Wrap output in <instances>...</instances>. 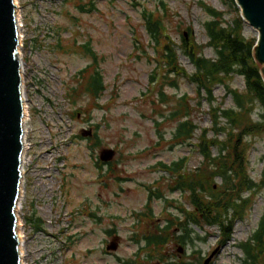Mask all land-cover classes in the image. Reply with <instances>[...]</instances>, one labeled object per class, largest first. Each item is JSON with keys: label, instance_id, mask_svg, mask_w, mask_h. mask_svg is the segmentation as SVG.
Here are the masks:
<instances>
[{"label": "rangeland", "instance_id": "374dc122", "mask_svg": "<svg viewBox=\"0 0 264 264\" xmlns=\"http://www.w3.org/2000/svg\"><path fill=\"white\" fill-rule=\"evenodd\" d=\"M163 1L169 11L165 24L177 45L182 34H186L187 26L191 27V36L197 43L208 41L203 26L208 15L199 1L223 11L226 21H232L237 15L231 0ZM14 2L20 25L23 105L27 112L17 211L22 263L118 264L114 254L105 255L101 251L103 227L113 223L121 235L115 252L123 262L167 264L165 259L169 258L198 264L214 252L208 264H244L247 255L241 244L254 243L251 237L264 212V187L242 193L250 202L242 218L231 223L224 220V229L217 225H190L191 241L178 243L175 239L180 233L176 224L184 219L180 209L192 208L184 192L171 191L175 173L167 167L182 158H186L184 173L202 166L203 159L196 146L201 129L208 130V137L216 136L221 141L225 134L215 132L208 101L199 100L195 85L187 78H178L176 88L163 87L172 96L165 104L158 103L154 91L149 90L157 84L150 82L155 62L142 12L161 9L159 2ZM90 2L94 5L90 11L77 7L78 3H84L88 9ZM243 34L256 37L257 31L244 21ZM84 43L97 55L96 66L106 88L97 101L82 95L72 102L66 96L68 86L75 84L73 75L93 61L80 47ZM177 53L180 65L193 73L192 63L179 49ZM202 54L215 57V51L208 46ZM231 86L244 90L243 78L234 76ZM182 95L189 97L192 107L189 118L197 127L188 143L172 141L177 121L167 117L174 106L173 98ZM213 97V106L220 101L223 108L234 106L232 96L225 94L221 85L214 86ZM259 112V108L255 109L252 117L257 119ZM84 128L95 131L98 140L92 135L81 136ZM245 141L250 143L247 172L258 183L264 168V132L247 136ZM102 148L115 150L109 162L99 160ZM211 153L217 155L216 146L211 148ZM214 183L216 188L220 178L216 177ZM149 190L160 196L149 200ZM146 208H150L152 216L145 214ZM165 210L179 220H175L170 229L174 233L169 234L161 250L164 259H156L142 238L147 232L154 233L157 224L163 225ZM141 211L145 213L138 218ZM89 213L94 217H89ZM231 215L230 210L227 217ZM99 218L103 219L101 224Z\"/></svg>", "mask_w": 264, "mask_h": 264}, {"label": "trees", "instance_id": "16d2710c", "mask_svg": "<svg viewBox=\"0 0 264 264\" xmlns=\"http://www.w3.org/2000/svg\"><path fill=\"white\" fill-rule=\"evenodd\" d=\"M131 1L133 4H139L142 0ZM153 1L159 2L161 9L142 12L145 31L153 47L152 58L155 62L150 82L157 84L156 87L149 90L154 91L153 96L158 103L165 104L172 96H168L163 87L169 85L176 88L178 78H187L195 85L199 100L205 98L208 101L215 132L223 131L225 134V139L221 141L216 136L208 137V130L201 129L196 146L203 159L202 166L184 173L182 169L186 158H182L179 162L174 161L167 167L175 173L174 185L170 187L171 191L184 192L187 203L192 208L190 211L180 209L184 219L176 224L178 229L181 228V233L176 234L175 239L178 243H183V241H191L190 225H217L224 229L225 219L231 223L242 218L243 210L250 202L249 197L243 198L242 193L264 187V168L258 183L247 172V153L250 143L245 141L247 136L253 137L264 132V81L260 67L254 60L253 48L256 37L248 38L243 34L244 21L233 0L231 2L237 10V15L230 22L224 19L223 11L199 1L208 15V19L203 24L208 41L206 44L197 43L191 36V27L187 26L186 36L182 34L179 45L173 43L168 33L165 20L169 11L165 8L164 1ZM89 4L88 9L84 3H78L77 7L81 11H90L94 5L92 2ZM207 46L215 51L214 58H208L202 54L203 48ZM80 47L92 57L93 61L75 72L73 75L75 84L68 86L66 97L75 102L82 95H89L93 101H97L106 88L102 74L96 66L97 55L88 43H84ZM177 49L192 63L195 69L193 73H188L180 65ZM236 75L243 78L245 87L242 91L231 86ZM216 85H221L225 94L232 96L233 107L223 108L222 101L217 106L212 105L215 100L213 89ZM173 100L174 106L167 116L169 119L177 121L172 141L188 143L197 128L189 118L192 108L189 104V97L182 95L173 98ZM257 108L260 109V112L258 118L254 119L252 113ZM76 113L74 112L73 115ZM97 128L96 125L95 129ZM92 138L98 140L95 131ZM213 146L217 147L216 156H212L211 153ZM216 177L220 178L221 183L213 188ZM159 196V193L149 190V200ZM170 202L172 203V201ZM171 203L169 204L170 208ZM230 210L232 215L228 218ZM163 216L166 218L163 225L157 224L156 231L146 233L147 235L144 237L145 246H149L151 252L156 254V259H164L161 250L163 245L167 244L169 234L174 233L170 231L172 225H175V220H179V217H173L166 210ZM251 240L254 241L253 245L250 242L241 244L247 255L244 264H261L264 212ZM140 249L143 250L144 247ZM165 260L167 264H183L169 258ZM123 264L134 263L128 260Z\"/></svg>", "mask_w": 264, "mask_h": 264}, {"label": "water", "instance_id": "95a60500", "mask_svg": "<svg viewBox=\"0 0 264 264\" xmlns=\"http://www.w3.org/2000/svg\"><path fill=\"white\" fill-rule=\"evenodd\" d=\"M234 1L241 18L257 31L253 54L264 81V0ZM16 11L14 0H0V264H21L17 211L22 187L25 121L20 25ZM80 135L89 137L92 129L84 128ZM114 156L112 148H102L99 152L101 162H108ZM118 245L112 239L106 249L116 251ZM213 254L201 264H208Z\"/></svg>", "mask_w": 264, "mask_h": 264}, {"label": "flooded vegetation", "instance_id": "af4514ba", "mask_svg": "<svg viewBox=\"0 0 264 264\" xmlns=\"http://www.w3.org/2000/svg\"><path fill=\"white\" fill-rule=\"evenodd\" d=\"M147 210H146V213L145 212H143V211H141L139 214V217L138 218H140V217H142V215H144V213L145 214H147V216L148 217H150V215H151V213H150V208H146ZM178 208H175V210H177ZM181 212V211H180ZM134 216H138V215H136V213H132ZM94 214H92V213H89V217H94L93 216ZM152 216V215H151ZM102 220L103 219H101V218H99V224H101L102 223ZM120 230L115 226V225H113V223H111V226H109V227H103V230H102V233H103V235H104V239L102 240V244H101V251H102V253L103 254H105V255H112V254H114L117 258H118V260H119V262H117L118 264H123V260L121 259V258H119L117 255H116V252L115 251H111V250H107L106 249V246L108 245V243H109V241L110 240H112V239H115L118 243H119V245H120V241H121V235H120V232H119ZM179 231H180V233H181V228H179ZM148 233V232H147ZM145 234L143 233L142 234V236H144ZM132 236H135V234L133 235H131V237ZM133 239H134V237H132ZM142 240H143V242L145 241V239H144V237L142 238ZM186 241H183V243H185ZM262 246H263V252H262V263L261 264H264V240H263V244H262ZM119 247V246H118ZM183 262V261H182ZM202 261H200L198 264H200ZM183 264H190V263H185V262H183ZM196 264V263H195Z\"/></svg>", "mask_w": 264, "mask_h": 264}, {"label": "bare ground", "instance_id": "6f19581e", "mask_svg": "<svg viewBox=\"0 0 264 264\" xmlns=\"http://www.w3.org/2000/svg\"><path fill=\"white\" fill-rule=\"evenodd\" d=\"M16 16H17V18L19 19V17H18V12L16 11ZM26 116H27V112H26V109H25V107H24V115H23V118H24V121H26ZM20 207V206H19ZM19 218L17 219V233H18V236H19V239H20V241H21V237H20V234H19V232H18V228H19ZM22 242V241H21ZM20 253L22 254V247H20Z\"/></svg>", "mask_w": 264, "mask_h": 264}]
</instances>
